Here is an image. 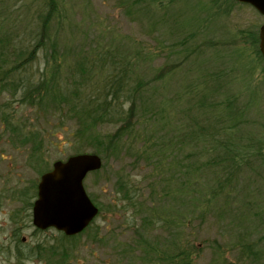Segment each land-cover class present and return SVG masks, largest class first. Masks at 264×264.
Here are the masks:
<instances>
[{"label": "rangeland", "instance_id": "1", "mask_svg": "<svg viewBox=\"0 0 264 264\" xmlns=\"http://www.w3.org/2000/svg\"><path fill=\"white\" fill-rule=\"evenodd\" d=\"M60 3L67 17L62 24L54 18L49 28L57 53L62 52L54 61H63L60 69L66 73L83 53L102 54L105 70L114 61L123 63L130 85L138 81L143 86L141 103L132 116L139 120L133 131L139 134L125 140L120 155L109 158L98 178L88 174L84 179L88 194L104 209L78 239L64 241V248L74 249L65 264H140L136 232L144 204L149 205L152 197L157 201L152 209L170 223L167 230L184 235L179 242L190 249L194 264H264V59L257 55L259 42H253L264 17L235 0ZM40 8L37 0H0V40L10 33L12 43L19 38L27 42L41 26ZM47 51V44L40 48L28 71H43ZM228 104L238 124L219 139L239 141L245 148L263 145L257 153L243 148L242 161L236 164L220 161L214 157L217 151L207 152L201 144L194 148L187 138L196 125L220 129L230 123L225 114ZM55 115L7 94L0 97V264H47L45 250L36 245L61 242L58 231L34 226L31 208L40 174L54 160L73 153L76 145L67 124L60 126ZM118 126L99 131L115 133ZM154 133L161 136L159 141ZM143 141L162 143L169 152L180 150L171 154L177 165L168 177L169 186L154 187L163 171L161 163L156 167L148 157H135ZM127 177L140 191L132 201L140 204L121 212L127 206L115 192V182ZM164 189L173 199L171 205L155 195ZM215 191L217 197L212 196ZM114 203L116 210L110 212ZM196 206L203 207L200 215ZM165 230L154 227L148 242L153 243L159 233L165 241L170 235ZM94 232L96 240L89 239L87 235ZM243 242L257 259L245 257Z\"/></svg>", "mask_w": 264, "mask_h": 264}, {"label": "trees", "instance_id": "2", "mask_svg": "<svg viewBox=\"0 0 264 264\" xmlns=\"http://www.w3.org/2000/svg\"><path fill=\"white\" fill-rule=\"evenodd\" d=\"M38 1L41 4L40 12H44L40 18L41 24L39 25L41 26H38L27 42L19 38V40H13L14 42L12 43L8 40L11 37L10 33H8V38L0 40V97L3 94H7L19 103H24L29 107L37 109L46 108V113H50L52 116L54 114H56L55 116H59L60 126L65 123L67 124L70 140L76 144L72 149L74 154L87 152L85 148L90 147L91 151L89 152L101 157L103 161L101 168L89 173L98 178L103 173V169H105L109 158L120 155V147L123 148L125 140L131 139V137L135 139L139 134L133 132L135 126L139 124V120L135 118V124L132 116L141 103L139 88L141 89L143 86L138 81L135 85H130V78H128L127 73L128 67L123 63L114 61L112 66L105 70L106 57L102 54L83 53L84 56L78 58L73 65L69 64L70 67L66 73L63 69H60L63 61L62 63L61 61L59 63L54 61L60 58L62 52L61 54L57 53V46L53 44L54 40L50 38L49 28L54 18L59 19L60 24L64 23L67 14L63 15L61 13L60 0ZM19 26L20 22L17 28ZM22 42L25 44L21 45ZM253 42L258 44V35L253 39ZM46 44L48 45L49 52H46V62L43 71H28L31 61L37 57L40 48H43ZM256 51L259 59L263 62L259 49L257 48ZM198 108L202 109V106H198ZM229 109L230 105L227 106L226 119L232 120L226 126L216 129L215 125L205 127L196 125L197 128L194 127L188 131L187 138L192 142L194 148L196 143L201 144L207 152L217 151L214 157H219L220 161L226 162L227 160H232L236 164L242 161V155H244L243 148L245 147H242L239 141L234 143L225 141L223 143L219 139L221 133L229 132L238 124L237 116L233 114V111H228ZM108 125L119 126L115 133H102L99 131L103 126ZM141 133L144 134V132ZM160 137V135L156 137L154 133L156 141H159ZM262 147L263 145L259 144L248 145L245 150L247 153L251 152V150H256L255 153H257V150L262 149ZM168 149V147L164 148L162 143L157 144L153 142L152 144H148L145 141L135 149V157H148L156 167L159 163L163 165V171L157 174L158 180L153 183L155 188H160L167 184L169 186L171 181L168 177L177 165L176 159H173L171 154L172 152L179 154L180 150L172 149L169 152ZM170 161H174L175 164ZM127 179L128 177L115 182L117 187L115 192L121 197L123 196V198L119 199L123 203L126 202L125 206H127L121 212L134 209L136 203L140 204L139 200L132 201V196L140 192H138L137 185L129 181L127 182ZM154 179L156 180V177ZM107 182L105 180L104 183ZM127 183L130 186L126 185ZM168 192L167 189H164L163 192L161 191V195L158 193H155V195L164 199L162 201L166 205H171L173 199L169 198L170 194H166ZM177 192L176 190V194ZM217 195V191L212 194V196L216 197ZM90 197L98 207L96 215L98 217L104 208L98 202H95V197ZM154 202H157L156 198L152 197L148 202L149 205L144 204L146 210H143V213L140 215L142 223L136 232L138 233L136 241H138V246L140 247V255L137 261L140 264H194L190 249L180 244L184 240V235L179 231L178 234H174L170 233V230H167L170 223L168 220H164L163 215H158L152 209ZM204 203L209 204L210 202ZM116 207V203H114L112 209H109L110 212L115 211ZM201 207L196 206L199 215L203 211V207ZM118 210H121V208ZM95 218L78 234L66 236L62 232H59L61 242L53 241L45 245L46 247L43 245V248L40 244H37L36 247L38 246L39 250H45L43 258L47 261L46 263L65 264V260L70 257L71 250L74 249L72 246L64 248V241L78 239L81 233L90 228ZM181 223H184V219L179 222V230ZM156 226L163 227V229L166 228V234L170 233V235H164L166 240L162 241L159 239V236L161 237L163 233H159L155 235L154 242L150 243L148 242L149 236ZM140 230L143 232L141 233ZM180 234L183 240L180 239ZM96 236V232L87 235L89 239L92 238L93 240H96ZM241 250L245 257L248 255L250 260L257 259V255L250 253L251 247L246 246L244 242L241 245Z\"/></svg>", "mask_w": 264, "mask_h": 264}, {"label": "water", "instance_id": "3", "mask_svg": "<svg viewBox=\"0 0 264 264\" xmlns=\"http://www.w3.org/2000/svg\"><path fill=\"white\" fill-rule=\"evenodd\" d=\"M248 3L264 16V0H236ZM259 51L264 59V21L259 26ZM95 153H77L53 162L41 175L37 198L32 207V222L40 229L54 228L65 235L83 230L98 212L88 196L83 180L87 173L101 167Z\"/></svg>", "mask_w": 264, "mask_h": 264}]
</instances>
